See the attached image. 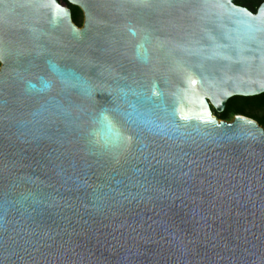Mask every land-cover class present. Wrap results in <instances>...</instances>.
I'll list each match as a JSON object with an SVG mask.
<instances>
[{
	"label": "water",
	"instance_id": "obj_1",
	"mask_svg": "<svg viewBox=\"0 0 264 264\" xmlns=\"http://www.w3.org/2000/svg\"><path fill=\"white\" fill-rule=\"evenodd\" d=\"M0 0V264H264V5Z\"/></svg>",
	"mask_w": 264,
	"mask_h": 264
},
{
	"label": "rangeland",
	"instance_id": "obj_2",
	"mask_svg": "<svg viewBox=\"0 0 264 264\" xmlns=\"http://www.w3.org/2000/svg\"><path fill=\"white\" fill-rule=\"evenodd\" d=\"M77 17L75 24L80 28L83 24V17L81 14L77 15ZM263 101L264 95L253 98H233L227 103V105H230L225 118H222L215 112H212V116L218 121L224 122L232 121L235 116H243L255 122H264V104H257Z\"/></svg>",
	"mask_w": 264,
	"mask_h": 264
},
{
	"label": "flooded vegetation",
	"instance_id": "obj_3",
	"mask_svg": "<svg viewBox=\"0 0 264 264\" xmlns=\"http://www.w3.org/2000/svg\"><path fill=\"white\" fill-rule=\"evenodd\" d=\"M60 2H61L62 6L69 9L70 15H71V21L76 26L75 22H76V19L78 18L77 15L81 14V16L83 17L81 11L76 7H72V6L68 5L65 0H60ZM234 5L236 7L247 10L252 15H256L259 8L264 5V0H235ZM77 28H79V27H77ZM211 112H214L212 108H211ZM256 123L259 127H261L264 130V122L263 121L256 122Z\"/></svg>",
	"mask_w": 264,
	"mask_h": 264
},
{
	"label": "trees",
	"instance_id": "obj_4",
	"mask_svg": "<svg viewBox=\"0 0 264 264\" xmlns=\"http://www.w3.org/2000/svg\"><path fill=\"white\" fill-rule=\"evenodd\" d=\"M264 95V94H263ZM246 101V100H245ZM248 102V101H247ZM257 104H264V101L263 102H260V103H257ZM230 105V104H229ZM229 105H226V108H225V110H224V112L223 113H221V114H218L219 116H221L222 118H225L226 117V115H227V113H228V110H229ZM240 112V111H239Z\"/></svg>",
	"mask_w": 264,
	"mask_h": 264
}]
</instances>
